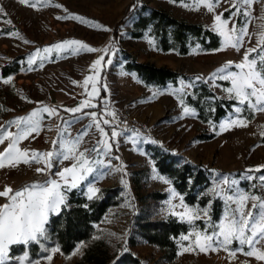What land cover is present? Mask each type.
<instances>
[{
  "label": "rangeland",
  "instance_id": "obj_1",
  "mask_svg": "<svg viewBox=\"0 0 264 264\" xmlns=\"http://www.w3.org/2000/svg\"><path fill=\"white\" fill-rule=\"evenodd\" d=\"M138 2H148L151 8L166 11L180 20L204 24L219 34L215 17L221 15L222 21H230L223 31L235 28L239 34L241 28H246L247 35L239 50L228 46L225 37L220 34L222 46L218 50L206 52L193 48L186 56L179 55L177 51L162 53L150 35L146 34L142 38L131 35L133 24L138 19ZM234 2L236 0H219L214 10L209 11L203 3L196 5L194 0H29L27 5L21 4L19 0H0V6L7 13L6 16L0 14V129L5 130L4 136L7 132L18 133L25 127L22 124L18 128L10 122L28 117L44 107L56 109L58 115L49 116L41 112V130L19 142L18 147L30 154L52 151L54 141L62 143L65 139L75 138L92 123L90 117L83 115L85 112L95 111L101 120L111 122L113 117L107 115L108 112L116 113L120 108L128 107L153 126V131L148 135H120L115 138L111 141L112 149L108 155L103 154V149L100 154L89 152V159L95 158L103 163L94 165L95 171L77 186L84 185L88 195L89 187L99 191L103 188L119 190V205L111 208L104 220L97 225L98 233L95 237L104 242L113 259L127 253L138 264H168L167 261H162L163 253L159 249L149 245L138 235L137 220L142 214L155 221L170 216L180 219L176 214L191 209L193 214H198V218L194 220L201 219L207 227L210 226V206H188L172 183L158 172L151 159L150 146L173 154L181 162L204 166L211 172L212 186L209 193L219 197L224 208L218 226L237 207L235 198L240 193L264 195V186L257 179L263 175L264 170V112L252 109L247 103L241 104L234 93L227 91L232 87L231 80L221 78L229 72L240 71L235 65L243 61L247 49L259 50L263 45L261 34L264 33V0H254L250 5L238 4L241 9L239 13L232 7ZM33 3L35 6H32ZM245 12L248 14L245 15ZM72 16L83 17L87 22L57 18ZM7 20L11 23H6ZM88 22H95L103 28ZM68 40H79L97 49H108V54L83 50L79 53L71 50L60 52L54 48L51 52L43 51ZM124 52L140 63L168 67L190 78L180 80L176 86L169 85L162 89L144 87L136 73L123 70L128 58ZM101 55H104L105 62L96 84L99 95L91 101L97 107L85 108L81 113L75 114L65 111L78 107L88 98L82 87L83 81L96 74L91 66ZM253 56H256L255 52L249 58ZM33 57L35 63L30 64L29 60ZM108 60H111V64L107 63ZM229 62H232L231 66L226 67ZM4 66L17 68L18 71L4 77ZM221 68H225V72H219ZM197 77L202 79H196ZM8 78H11V82L4 83ZM201 84H207L221 99L238 102L234 112L218 124L212 120L203 121L199 118V113L186 104L188 96L198 97L194 90ZM91 90L90 82L88 91ZM211 103L210 98L202 100L206 110L210 109ZM185 107L191 110L189 114H185ZM237 108L241 111L236 112ZM231 120H242L246 126L235 124L222 130L221 125ZM64 121H73L68 129L71 136L64 131ZM101 126L110 134L109 125ZM101 139L100 132L93 125L83 138L80 150L91 149ZM9 143L10 140L5 139L0 144V153L7 149ZM74 163V159L54 162L51 172L56 173ZM40 167L43 164L32 162L0 168V192L6 186L15 191L27 184L44 182L49 176L38 173L36 169ZM118 168L123 170L117 171ZM257 168L260 170L256 171ZM248 176L253 179H248ZM52 178L59 179L57 176ZM225 178L228 183L224 182ZM165 180L169 182L165 183ZM233 180L236 181L234 185ZM243 184H247V188ZM229 185H232L231 188ZM72 189L74 188H70ZM70 190L64 192L65 203ZM158 193L165 194L166 197L157 200L154 196ZM229 196L232 197L231 200L227 199ZM0 202L4 205L8 200L0 197ZM252 203L251 200L247 202L245 211L251 208ZM183 221H187V216ZM198 231L202 230H193L187 235L191 236ZM181 237L178 239L180 250L175 264H264V261L245 255L249 250L248 246H241L235 240L227 246V251L224 247H218L216 251L200 252L198 249L183 251L184 247L192 244V240H182ZM261 244L264 245V241ZM86 247L87 245L80 244L70 255H64L60 250L49 252L45 257L51 254V261L45 257L37 261L38 264H83ZM240 248L243 251H239ZM231 251H236L235 257L229 255Z\"/></svg>",
  "mask_w": 264,
  "mask_h": 264
},
{
  "label": "snow or ice",
  "instance_id": "obj_2",
  "mask_svg": "<svg viewBox=\"0 0 264 264\" xmlns=\"http://www.w3.org/2000/svg\"><path fill=\"white\" fill-rule=\"evenodd\" d=\"M19 2L27 5L29 0H19ZM253 2L254 0H236V2L232 4V7L236 8V13H239L241 9L237 6L238 4L250 5ZM194 3L196 5L203 3L209 11H213L215 5L219 3V0H194ZM32 6H35V4L33 3ZM54 6L60 7V5ZM0 14L7 15L2 6H0ZM244 14L247 15L248 13L245 12ZM57 18H72L78 19L81 22H87L83 17L79 16ZM215 19L217 21L216 30L220 31V34L225 37L226 44L239 50V48L243 46V38L247 35V29L241 28L239 34H237V29L235 28L229 31H223L230 21L227 19L222 21L221 15H217ZM6 23H11V21L7 20ZM88 23L103 28L102 25L96 24L95 22ZM25 42L27 43L28 41ZM261 43L264 44V33L261 34ZM53 48L60 52L71 50L74 53H79L83 50L87 52L102 51L108 54V49H97L79 40L64 41L50 48H45L43 51L45 53L51 52ZM253 52L256 53V56L250 59L249 57ZM37 55H39V50ZM104 62L105 57L101 55L91 66L96 74L86 77L83 81L82 87L88 98L83 100L78 107L65 109V111L75 114L81 113L85 108L97 107V105L93 104L91 101L99 95V88H97L96 84L98 82L101 66ZM29 63H35V57L30 59ZM107 63L111 64V60H108ZM231 63L232 62H229L226 67L231 66ZM235 67L240 69V71L229 72L226 76L221 77L231 80L232 87L227 89V91L229 93H234L235 98H237L241 104L247 103L252 109L264 112V47H261L259 51L257 49H247L243 61L240 64H236ZM225 70V68H221L218 71L225 72ZM215 76L216 74L214 73L213 78H215ZM196 79H202V77H197ZM10 82L11 78L4 80V83ZM90 82L92 83V90L89 92L88 85ZM73 83L76 82L73 81ZM104 87H106V85ZM0 108H2V106H0ZM240 111V108L236 109V112ZM41 112L47 113L49 116L58 115L56 109L44 107L42 110L34 111L28 117H21L17 121L10 122L16 124L18 128H20L22 124L25 125L18 133L7 132V135L4 136L3 132L5 130L0 129V144L4 143L5 139L10 140L7 149L3 153H0V168L16 167L19 163L31 164L35 162L43 164V167L37 168L36 171L49 176L44 182L27 184L15 191L6 186L4 191L0 192V197H6L8 200V203L0 205V264H9L11 259H15L17 264H38L37 260L30 258L28 252H25L19 257H10V247L18 244L27 246L31 243L42 246L43 242L49 239L48 231L45 226L48 224L49 216L51 214H58L61 206L65 205L66 197L64 192L70 190V188H76L80 181L85 180L89 174L95 171L94 165L103 163V161L95 158L89 159L88 153L95 152L100 154L101 149H103V154L108 155L112 149L111 141H114L115 138L122 134L118 132L115 127H111V122L109 120H101L97 112H85L83 115L90 117L92 123L78 133L75 138L65 139L62 143L59 140L54 141L52 151L44 153L33 152L30 154L26 150H21L18 144L32 133H37L41 130ZM184 112L185 114H189L191 110L185 107ZM107 115L113 118L115 117L114 112H108ZM72 123L73 121H64V131L68 136H71L68 129H70ZM235 124L246 126L245 122L242 120H231L222 124L221 129L224 130ZM93 125L100 132L102 139L98 140L96 145L91 149L85 148L81 151L80 145L83 143V138L88 134ZM101 125H109L111 128L110 134L108 131H105V128ZM63 134L64 133H62V135ZM58 144L61 146L57 147ZM69 159L75 160V163L71 167H66L56 173L51 172L54 162L59 163ZM108 166L110 167V165ZM116 170L122 171L123 169L118 168ZM259 170V168L256 169V171ZM53 176H57L59 179L52 178ZM247 178L253 179L251 176ZM160 179L163 180L164 178L160 177ZM257 179L261 182V186H264V175ZM164 182L168 183L169 181L165 180ZM224 182L228 183L227 178H225ZM124 183L127 184V181H124ZM235 183L236 181L233 180L232 184L234 185ZM231 186L232 185H229L230 188ZM98 191L99 189L97 188L89 187V199ZM227 199L231 200L232 197L229 196ZM249 200L253 201V203L251 204V208L245 211L248 207L247 202ZM235 203L237 207L232 210L230 216L225 217V222L218 226L217 231H213L210 234L206 231H198L192 233L191 236H182V240H189L190 238L192 240V244L188 247H184L183 251H193L196 249L200 252H207L209 250L216 251L218 247H224L227 251V246L235 240L238 241L241 246H248L249 250L244 253L245 255L255 257L259 261H264V250H262L264 249V245L261 244V241H264V195L240 193L235 198ZM176 215H179L181 220H184L187 216V222L190 224L194 219L198 218V214H193L191 209ZM258 245L260 247H257ZM238 250L243 251V248ZM43 251L55 253L59 251V248H43ZM229 255L235 257L236 251H231ZM45 258L51 261L52 256L50 254Z\"/></svg>",
  "mask_w": 264,
  "mask_h": 264
},
{
  "label": "trees",
  "instance_id": "obj_3",
  "mask_svg": "<svg viewBox=\"0 0 264 264\" xmlns=\"http://www.w3.org/2000/svg\"><path fill=\"white\" fill-rule=\"evenodd\" d=\"M138 5V19L133 24L131 35L134 38L150 35L162 53L177 51L179 55L186 56L193 48L207 52L218 50L222 46L221 35L204 24L177 19L166 11L151 8L148 2H138ZM261 47H264V44ZM124 54L128 58L123 70L136 73L144 87L162 89L169 85L176 86L180 80L190 78L168 67L140 63L130 58L128 53L124 52ZM17 71V68L4 66L2 75L8 77L16 74ZM194 91L198 97L188 96L186 104L195 109L199 113V118L205 122L212 120L216 124L220 123L222 119L233 113L234 107L238 105L235 100L219 98L207 84L196 86ZM208 98L212 103L210 109L206 110L202 100ZM149 151L158 172L172 183L188 206L197 205L202 208L210 206L209 227L201 219L194 220L190 224L175 216L156 221L146 214L138 217V235L163 253L162 261L175 264L180 250L178 239L181 236L193 230H207L209 233L217 230L224 212L223 201L209 193L212 176L204 166L181 162L173 154L152 146L149 147ZM262 174L264 175V170ZM243 187L247 188V184H243ZM118 195L117 189L103 188L89 199L84 185L70 190L65 205L58 214L50 216L45 226L49 239L43 242L42 246L35 243L27 246L23 244L12 246L10 257H19L28 252L30 258L38 260L49 253L44 252L43 248L55 247H58L62 254L70 255L80 244H85L87 247L82 258L83 264H138L139 262L127 253L113 259L104 242L95 238L98 233L97 225L104 220L111 208L119 205ZM154 197L159 200L164 199L166 195L158 193ZM15 262L16 260L12 259L9 264Z\"/></svg>",
  "mask_w": 264,
  "mask_h": 264
},
{
  "label": "built area",
  "instance_id": "obj_4",
  "mask_svg": "<svg viewBox=\"0 0 264 264\" xmlns=\"http://www.w3.org/2000/svg\"><path fill=\"white\" fill-rule=\"evenodd\" d=\"M111 124L121 135L144 136L153 131V126L138 117L130 108H120L115 117L111 118Z\"/></svg>",
  "mask_w": 264,
  "mask_h": 264
},
{
  "label": "crops",
  "instance_id": "obj_5",
  "mask_svg": "<svg viewBox=\"0 0 264 264\" xmlns=\"http://www.w3.org/2000/svg\"><path fill=\"white\" fill-rule=\"evenodd\" d=\"M0 205H3V202H0ZM18 245H19V244H18ZM12 246H15V245H12ZM12 246H11V247H12ZM11 247H10V250H9V256H10ZM11 260H12V259H11ZM11 260H10V261H11ZM10 261H9V262H10Z\"/></svg>",
  "mask_w": 264,
  "mask_h": 264
}]
</instances>
